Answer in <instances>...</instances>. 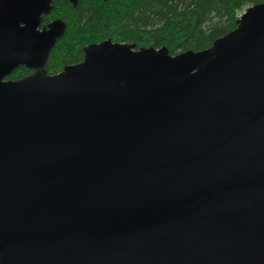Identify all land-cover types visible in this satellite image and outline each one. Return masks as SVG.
I'll list each match as a JSON object with an SVG mask.
<instances>
[{"label":"water","instance_id":"water-1","mask_svg":"<svg viewBox=\"0 0 264 264\" xmlns=\"http://www.w3.org/2000/svg\"><path fill=\"white\" fill-rule=\"evenodd\" d=\"M52 9L0 0V264H264V1L203 50L49 74Z\"/></svg>","mask_w":264,"mask_h":264},{"label":"trees","instance_id":"trees-1","mask_svg":"<svg viewBox=\"0 0 264 264\" xmlns=\"http://www.w3.org/2000/svg\"><path fill=\"white\" fill-rule=\"evenodd\" d=\"M264 0H53L42 25L61 18L66 24L45 69L49 74L84 58V47L108 38L135 43L138 48L166 46L177 54L203 50L237 26L238 14ZM33 72L24 65L9 78L18 80Z\"/></svg>","mask_w":264,"mask_h":264},{"label":"built area","instance_id":"built-area-1","mask_svg":"<svg viewBox=\"0 0 264 264\" xmlns=\"http://www.w3.org/2000/svg\"><path fill=\"white\" fill-rule=\"evenodd\" d=\"M244 11H245V9L240 12L239 16H241L244 13Z\"/></svg>","mask_w":264,"mask_h":264},{"label":"rangeland","instance_id":"rangeland-1","mask_svg":"<svg viewBox=\"0 0 264 264\" xmlns=\"http://www.w3.org/2000/svg\"><path fill=\"white\" fill-rule=\"evenodd\" d=\"M241 12V11H240ZM240 12H239V14H240ZM245 12V11H244ZM239 14H238V16H239Z\"/></svg>","mask_w":264,"mask_h":264}]
</instances>
